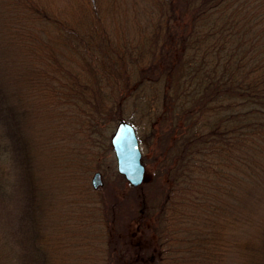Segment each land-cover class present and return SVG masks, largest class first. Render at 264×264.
<instances>
[{"label": "trees", "instance_id": "trees-1", "mask_svg": "<svg viewBox=\"0 0 264 264\" xmlns=\"http://www.w3.org/2000/svg\"><path fill=\"white\" fill-rule=\"evenodd\" d=\"M121 119L159 141L167 183L55 236L31 130L53 152L89 144L96 166L95 137ZM80 164H63L72 181ZM3 195L16 214L0 206V264H78L99 239L111 257L145 217L154 264H229L228 232L264 205V0H0ZM237 247L239 264H264V226Z\"/></svg>", "mask_w": 264, "mask_h": 264}, {"label": "rangeland", "instance_id": "rangeland-1", "mask_svg": "<svg viewBox=\"0 0 264 264\" xmlns=\"http://www.w3.org/2000/svg\"><path fill=\"white\" fill-rule=\"evenodd\" d=\"M117 123L112 127L104 126V135L98 134L95 137L97 143L93 144V148L98 151V164L96 166H90L92 161L86 154L89 144H85V147L82 149H78V146H76L74 150L71 149V152L68 153L61 151L53 152L50 148L44 149L42 145L43 141L44 144L45 141L47 143L53 142V136L49 134L47 137L46 135L43 140L40 135L41 130L39 129V125L31 130L38 168L43 175V179L40 182L46 194L44 214H46L47 218L45 217V219L51 225L50 230L55 233V236L60 235L61 231L73 232V230L78 229L79 227L76 222L80 215L86 214L84 216L86 220L87 214L94 211V216H97L95 208L99 211L104 207L105 210L109 211L111 205H116L120 209L129 208V210H132L136 204L140 205L139 201L141 197L134 195L137 186L130 184L117 168V158L111 144V138ZM142 135L147 137L145 142L140 140L143 152L142 162L146 168L145 178L142 183L146 184L147 188L150 182H156L157 185L166 184L168 175L161 166V161L164 158L161 145L156 138L150 141V137L148 138L146 132L142 133ZM70 143L68 148H71ZM81 155L82 158L84 157L85 166L80 164L77 167L80 168L79 174L82 178L80 180L79 177L77 181H72L71 178H68V172L64 169L63 164L68 157L76 158ZM56 159L58 165L47 166L49 165V161L53 163V160ZM96 171L101 172L103 179V183L98 189H94L91 183L93 174ZM88 184H90V188H88ZM146 187H144V191H146ZM15 205L16 200L11 198V196L5 198L3 195L0 197V206L3 207L2 214H8L7 217H10V220L13 213L16 214ZM86 222L88 223V219ZM125 224L126 229L120 231L122 233L119 234L121 240L113 242L111 257L110 253L108 254L105 251L108 245L99 239V241L96 240L97 242L94 245L92 243L88 247L89 250L85 252L86 255L84 257H76L80 259L79 262L77 261L78 264L82 262L83 264H107L108 261H114L115 264H154L157 236L153 230L151 219L145 217L141 221L135 220ZM261 226H264V205L260 210L257 209L256 215L250 222L232 228L228 232L227 238L231 249L228 255L229 264L240 263L241 255L237 244L252 236H256ZM86 229L87 226L84 225L83 230ZM98 237L99 235H97Z\"/></svg>", "mask_w": 264, "mask_h": 264}, {"label": "water", "instance_id": "water-1", "mask_svg": "<svg viewBox=\"0 0 264 264\" xmlns=\"http://www.w3.org/2000/svg\"><path fill=\"white\" fill-rule=\"evenodd\" d=\"M111 144L117 158L118 171L133 186H139L145 178L146 168L142 162L143 152L140 139L134 124L121 119L111 138ZM94 189H98L102 183V174L96 171L91 180Z\"/></svg>", "mask_w": 264, "mask_h": 264}]
</instances>
